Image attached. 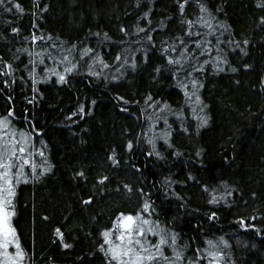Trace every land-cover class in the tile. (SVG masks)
Returning <instances> with one entry per match:
<instances>
[{"label": "trees", "instance_id": "1", "mask_svg": "<svg viewBox=\"0 0 264 264\" xmlns=\"http://www.w3.org/2000/svg\"><path fill=\"white\" fill-rule=\"evenodd\" d=\"M8 2L9 6H14L17 0ZM19 2L26 12L20 14L14 9L8 14L0 6V21L13 20L12 26H19L24 36L29 35L33 23H36L43 32L73 42L77 38L83 39L88 29L108 31L119 41L124 37L117 30L118 25L125 23L131 28L135 22V16L130 15L135 0H41V6L47 4L50 8L41 13L43 18L38 20L32 15L34 0ZM172 4L173 0H159L153 20L174 13ZM222 6L226 15H221L220 19L232 26L238 34L235 38L248 37L252 43L247 46V56L239 50V54L228 53L239 72L226 71L214 75L209 68L201 95L208 105L207 113L211 121L206 129L200 130L199 135L195 131L191 134L173 132L172 142L184 153L181 157L172 155L173 150L167 149L163 141L158 142V147L166 159L147 155L151 145L147 143L145 131L148 122L139 111L145 106L142 97L150 91L174 106L184 104L182 90L175 87L174 81L167 75L155 82L150 79L151 68L156 63H162L155 57L148 71L139 75L129 73L118 81L91 77L85 73L83 66L78 73L70 75L67 84H59L53 77L41 83L43 97L35 104L28 103L32 99L31 93L19 82L14 86L15 91L6 89L0 94V114L11 103L17 117H28L34 121L36 128L43 129L36 146L43 147L40 140L47 142L45 156L54 165L52 172L39 181L21 183L17 188V216L13 218V223L25 248L35 251L36 264H47L49 257H54L56 264H81V258L84 264H103L102 253L96 249L99 229L109 226V219L114 218L115 213L134 212L139 208L142 199L137 191L139 188L151 194L159 212L157 218L180 233V243L191 242L195 247L197 243H203L204 237L214 239L226 235L236 249L238 264H264V238L252 229H240L235 222L240 216L249 218L264 212V115H261L264 113V94H257L252 87L260 77H264V29L256 28L264 11L255 6V0H224ZM6 27L0 23V32H4ZM170 27L175 32L180 31L175 21ZM5 34L11 40V43L0 41V49L4 50L6 58L12 54L8 53V49L12 48L15 52L13 45L15 48L27 46L21 43L20 36L12 39L10 31ZM92 43L95 45V41ZM119 51V46L105 45V59L113 67L97 70L109 76L116 74L113 61ZM21 59L27 62L26 55L22 54ZM245 63L253 67L244 69L242 64ZM47 66L51 67L52 61H48ZM117 94L125 95L128 100H140L139 108L133 103L125 105L129 111H122L115 99ZM9 95L14 97L11 102L6 100ZM85 97L95 99L96 105L89 106V114L82 119H68L77 111L79 103L85 102ZM185 110L190 115V110ZM168 119L173 129H177L176 118L170 116ZM17 127L27 129L29 125L27 121H17ZM160 129H163L162 123L158 126ZM129 140L134 144L131 151L126 147ZM113 149L117 152L119 165H112L108 159ZM200 149L204 150L202 166L197 162L200 158L195 156ZM35 158L37 163H44V158L38 153ZM82 169L88 172L87 184L73 178V173ZM189 173L196 180L189 179ZM100 175L111 178L106 185L107 191L93 187ZM165 177L178 182L173 188L185 198L187 206L178 207L177 199L166 195L167 186L162 185ZM221 181H227L231 186L228 190L233 195L228 197V203L207 204L210 195L202 185L217 188L219 195L225 190ZM122 184L132 185L133 191H126ZM118 186L120 191H116ZM89 192L94 193V203L84 205L81 199L86 198ZM253 192L257 193L256 198L252 197ZM210 211H217L219 219L209 220L205 213ZM65 217L69 219L65 220ZM252 223L264 227V220ZM56 227H61L67 242L73 247L63 249L58 244L54 237ZM237 238L247 242L248 246H237ZM252 244L256 247H251Z\"/></svg>", "mask_w": 264, "mask_h": 264}, {"label": "snow or ice", "instance_id": "2", "mask_svg": "<svg viewBox=\"0 0 264 264\" xmlns=\"http://www.w3.org/2000/svg\"><path fill=\"white\" fill-rule=\"evenodd\" d=\"M223 2L224 0H173L174 13L153 20L154 10L159 0H135L133 11L130 13L135 16V22L131 28L125 23L118 25L117 30L124 37L119 41H116L108 31L88 29L83 39L77 38L73 42L59 35L53 36L51 33L43 32L36 23H33L29 35L24 36L19 26H12L13 20L0 21L7 26L4 32H0V41L11 43L9 36L5 34L10 31L12 39L20 36L21 43L27 44L26 47L19 48L13 45L15 52L13 53L12 48L8 49V53H12L8 58L4 50L0 49V94L5 93L6 89L15 91L14 86L19 82L31 93L32 99H29L28 103L35 104L43 97L40 90L41 83H46L53 77L56 78L57 83L67 84L70 75L78 73L83 66L85 73L91 77L118 81L126 78L129 73L139 75L148 71L155 57L162 63H156L151 68L150 79L155 82L167 75L174 81V86L182 90L184 104L179 107L174 106L159 94L153 95L150 91L142 97L145 105L142 108H139L140 100H128L125 95L117 94L115 99L122 111H129L125 105L134 103L144 114L148 122V131L153 133L147 140V143L151 145L148 156L166 159L158 147V142L163 141L167 149L173 150L172 155L181 157L184 153L172 142L173 132L191 134L195 131L199 135L200 130L206 129L211 121L207 113L208 105L201 95L209 68L214 75L226 71L239 72L240 69L231 63L228 53H237L239 50V53L247 56V46L252 43L248 37L235 38L238 34L232 30V26L220 19L221 15H226L225 8L222 6ZM0 6L8 14L13 13L14 9L20 14L26 12L19 0L14 6H9L8 0H0ZM255 6L264 11V0H255ZM49 8L50 5L47 4L41 6V0H34L32 11L34 19H42L41 13L47 12ZM142 8L144 10L140 11ZM137 12L140 14L136 15ZM173 21L179 25V32L171 29ZM256 28L264 29V15L259 16ZM161 33L164 35H160ZM158 35H160L159 40ZM133 36L137 39H132ZM92 41H95V45ZM107 44L120 47L113 61L116 65V74L110 76L97 70L113 67L105 59ZM22 54L26 55V63L21 59ZM48 61H52L51 67L47 66ZM242 67L251 69L253 66L245 63ZM236 83L239 84L240 81ZM252 87L257 94H264V77H260L259 82ZM13 99L11 95L6 96L9 102ZM25 99L28 98L25 97ZM96 103L95 99L89 100L85 97V102L79 103L77 111L73 112L68 119L71 117L82 119L89 114V106H95ZM186 108L190 110V115L186 112ZM170 116L176 118L177 129H173L172 124L169 123ZM17 121H27L29 128L17 127ZM161 123L164 128L158 130ZM41 135H43V129L36 128L34 121L29 120L28 117H17L16 109L11 103L6 111L0 114V264H36V253L33 249L25 248L13 218L17 216L16 197L19 185L39 181L54 168L45 156L47 142L40 140L43 147L36 146V140ZM126 147L129 151L133 150V141H127ZM36 153L44 158V163H37ZM234 154L233 147V156ZM195 156L200 158L197 162L202 166L204 150L196 151ZM108 159L112 165L120 164L115 149L111 151ZM38 169L42 171L38 172ZM73 178L83 180L87 184L89 175L82 169L74 172ZM188 178L196 180L191 173ZM110 179L108 175H100L96 177L93 187L107 191L106 185ZM176 183L178 182L171 177H165L162 181V185L167 186L166 195L174 196L178 201V207H185L187 201L173 188ZM220 183L225 190L219 195L217 188H212L208 184L202 185L203 190L210 195L206 201L207 204L219 205L221 201L228 203V197L233 195V192L228 190L231 186L227 181ZM122 188L128 192L133 191V186L129 184H122ZM116 191H120L119 186ZM137 191L142 197L139 208L134 212L115 213L114 218L109 219V226L99 229L96 249L102 253L103 264H238L236 249L226 235L214 239L204 237L203 243H197L195 247L191 242L180 243V233L157 218L159 212L151 199V194L146 193L143 188ZM251 195L254 198L257 197L255 192ZM81 203L84 205L94 203V193L89 192L86 198L81 199ZM205 216L209 220L219 219L217 211L205 213ZM68 219L69 217H65V220ZM258 219L264 220V212H258L257 215L249 218L240 216L235 222L240 229L246 231L252 229L256 235L264 238V227L252 223ZM54 237L63 249L73 247L67 242L61 227L54 229ZM236 245L248 246L247 242H242L239 238L236 239ZM251 247L254 248L256 245L252 244ZM47 264H56L55 258L49 257ZM81 264H84L83 258H81Z\"/></svg>", "mask_w": 264, "mask_h": 264}, {"label": "rangeland", "instance_id": "3", "mask_svg": "<svg viewBox=\"0 0 264 264\" xmlns=\"http://www.w3.org/2000/svg\"><path fill=\"white\" fill-rule=\"evenodd\" d=\"M162 126H163V128H164V125H163V124H162ZM145 131H146V138H147V140H148V138H150V137L152 136L153 133H151V132L148 131V125H147ZM153 239H155V238H153Z\"/></svg>", "mask_w": 264, "mask_h": 264}]
</instances>
